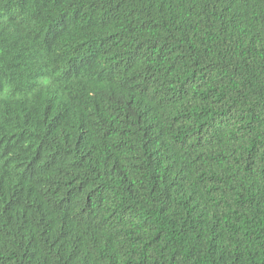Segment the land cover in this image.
Returning a JSON list of instances; mask_svg holds the SVG:
<instances>
[{
  "label": "trees",
  "instance_id": "1",
  "mask_svg": "<svg viewBox=\"0 0 264 264\" xmlns=\"http://www.w3.org/2000/svg\"><path fill=\"white\" fill-rule=\"evenodd\" d=\"M0 86V264H264V0H0Z\"/></svg>",
  "mask_w": 264,
  "mask_h": 264
},
{
  "label": "clouds",
  "instance_id": "2",
  "mask_svg": "<svg viewBox=\"0 0 264 264\" xmlns=\"http://www.w3.org/2000/svg\"><path fill=\"white\" fill-rule=\"evenodd\" d=\"M20 231H22V230H20ZM17 232H19V231H17ZM13 258H14V255L12 254V252H10L3 257V260H10L13 262Z\"/></svg>",
  "mask_w": 264,
  "mask_h": 264
},
{
  "label": "snow or ice",
  "instance_id": "3",
  "mask_svg": "<svg viewBox=\"0 0 264 264\" xmlns=\"http://www.w3.org/2000/svg\"><path fill=\"white\" fill-rule=\"evenodd\" d=\"M0 87H2V86H0Z\"/></svg>",
  "mask_w": 264,
  "mask_h": 264
}]
</instances>
